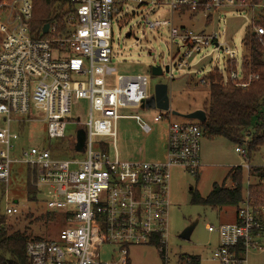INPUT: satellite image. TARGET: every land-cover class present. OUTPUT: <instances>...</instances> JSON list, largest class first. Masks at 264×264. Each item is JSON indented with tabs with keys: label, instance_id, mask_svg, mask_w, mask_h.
<instances>
[{
	"label": "built area",
	"instance_id": "built-area-1",
	"mask_svg": "<svg viewBox=\"0 0 264 264\" xmlns=\"http://www.w3.org/2000/svg\"><path fill=\"white\" fill-rule=\"evenodd\" d=\"M70 3L72 13L67 17L66 34L56 35L57 24L53 23L43 35L48 37L36 38L30 32L32 0H0V214L8 218L18 213L9 187L13 166L23 165L30 169L35 187L44 189L49 213L59 216L63 223L57 240L27 241L29 264H104L99 262V252L105 245L119 255L115 264H126L129 246L151 245L155 237L159 238V251L165 259L169 172L177 167L197 174L203 135L197 122H175L169 112H161L154 122L166 123L165 161L121 160L116 147L117 121L132 119L143 132L151 129L139 116L119 112L140 107L151 92L145 76H118L116 83L105 84V78L115 73L110 66L111 22L125 17L124 8L130 5L148 10L149 15L169 13V19L150 22L146 18L145 22L150 29L164 30L171 42H180L177 51L183 48L184 53L172 67L189 69L187 59L193 53L209 46L222 49V44L215 33L195 34L174 27V14L180 18L186 13L204 14L209 24L211 13L222 8L244 11L256 6L250 0ZM254 35L262 37L264 28L256 27ZM225 52L229 60L224 70L216 69L223 82L247 88L257 77L239 82L235 51ZM166 67L172 80L171 66ZM207 82L206 78L200 80L201 84ZM73 101L87 103L86 121L72 116ZM32 123L45 124L48 141H67L70 155L57 157L46 148L48 144L18 149L16 141ZM68 128L73 132L67 134ZM78 131L85 136L82 152L74 150ZM234 151L249 161L244 147L236 146ZM81 153L83 160L76 157ZM245 169L249 175L248 164ZM256 183L248 184L234 222L217 227L213 259L219 264H246L248 251L259 250L264 242V197L255 203L248 192Z\"/></svg>",
	"mask_w": 264,
	"mask_h": 264
},
{
	"label": "rangeland",
	"instance_id": "rangeland-1",
	"mask_svg": "<svg viewBox=\"0 0 264 264\" xmlns=\"http://www.w3.org/2000/svg\"><path fill=\"white\" fill-rule=\"evenodd\" d=\"M264 8V1L244 11H236L233 8H222L211 13V22L206 24L204 14L192 15L186 13L183 17L174 14L173 25L176 28H186L195 34L210 35L215 33L222 49L213 46L201 49L200 53H193L187 59L189 69L172 67L184 53L180 42H171L164 30L150 29L145 19L155 20L169 19L170 14L157 11L149 15L148 10L130 5L124 8L126 16L111 22L112 38L110 45L112 58L110 66L115 69L111 77L105 78V84L116 83L118 76H145L149 79V90L158 84L168 86L170 109L179 113L186 112L190 108L201 107L208 95V82L201 84L212 69L223 71L229 60L225 50L235 51L236 72L239 73L242 39L246 28L259 19ZM192 22L194 25H192ZM129 33L130 36L126 37ZM160 66L162 75L152 77L150 68ZM171 66V77L164 71V67ZM73 117L80 118L81 122L87 120L88 111L85 101H73ZM258 109L264 110V97L259 102ZM161 113L158 110H142L140 107L126 109L119 112L121 115H137L150 127V132L145 133L139 124L132 119H119L116 127V147L119 157L123 161H141L150 163H162L166 159L164 144L166 140V123L154 122V117ZM175 122H193L173 117ZM1 126V124H0ZM68 128L67 134L73 132ZM67 141H48L45 135L44 123L29 124L26 133L16 141L18 149H26L30 145L60 144L57 157L66 158L68 153ZM111 143V141H109ZM236 146L224 138H202L199 149V171L196 175L188 171L174 167L169 175V211L167 239L165 246V259L161 258L154 245L129 246L127 249V264H219L213 259V252L217 246V227L221 224L233 222L236 208L224 206L212 209L203 205H194L191 202L193 196L206 197L213 185L220 186L232 167L240 166L243 172V194L245 195L248 184H253L255 179L247 174L245 165L264 166V147H261L249 161L235 153ZM74 155V154H72ZM76 156V155H75ZM77 158L83 160L81 153ZM13 166V170H14ZM16 169V168H15ZM16 170H20L17 168ZM23 177L15 180L9 187L12 201L18 213L6 219L5 225L12 231H20L30 238L42 240H57L63 223L53 218L46 208V193L42 187H35L30 179L31 186L35 188L33 200L27 199L24 190ZM227 188L231 187L229 180L225 181ZM243 195V196H244ZM3 208V204H1ZM50 215V216H49ZM195 227L189 239L180 237L182 231L191 223ZM260 249H250L247 253L246 264H264V242ZM112 247L103 246L99 252V262L104 264L118 263L119 255L112 252ZM195 259L188 263L187 259Z\"/></svg>",
	"mask_w": 264,
	"mask_h": 264
},
{
	"label": "trees",
	"instance_id": "trees-1",
	"mask_svg": "<svg viewBox=\"0 0 264 264\" xmlns=\"http://www.w3.org/2000/svg\"><path fill=\"white\" fill-rule=\"evenodd\" d=\"M250 1L253 6H258L264 0ZM32 5L30 32L34 37H48L41 34L42 28L44 25L51 26L53 23L57 24L56 35L66 34L67 17L72 13L70 0H32ZM256 27L264 28V8L259 19L246 28L242 39L239 82H247L252 76L257 78H253L248 87L242 89L231 81L224 83L216 69L210 71L205 77L208 81V95L201 105V109L206 113V120L202 124L197 123L204 138H224L235 146L244 147L249 160L261 147H264V110L258 109L259 102L264 97V35L262 37L254 35ZM229 69L230 67H227V71ZM58 147L62 146L57 143L46 146L53 154L56 150L58 151ZM15 166L14 170L12 169V184L22 176L27 199L32 201L35 188L30 183V169L23 165ZM249 176L257 182L248 188L251 198L256 203L264 197V167H250ZM227 180L231 183L230 188L225 186ZM2 190L3 187L0 185V196ZM243 195V172L240 166H236L229 170L220 186L213 185L206 197L193 196L191 202L194 205H203L212 209L233 206L237 210L243 202ZM50 215L61 222L59 216ZM4 219L6 218L0 214V264H29L25 255V245L31 239L40 238H30L20 231H12L6 227ZM151 245L157 248L163 259V253L158 247L159 238L155 237ZM194 261L195 259L191 257L187 259L188 263Z\"/></svg>",
	"mask_w": 264,
	"mask_h": 264
},
{
	"label": "water",
	"instance_id": "water-1",
	"mask_svg": "<svg viewBox=\"0 0 264 264\" xmlns=\"http://www.w3.org/2000/svg\"><path fill=\"white\" fill-rule=\"evenodd\" d=\"M49 25H44L42 28V35H46L48 33ZM130 34L127 33L126 37H129ZM164 71L168 73V67H164ZM150 73L152 77H159L162 75V68L160 66H152L150 68ZM142 110H158L160 112H169L173 117L187 120V121H195L199 124H202L206 120V113L202 109H196L190 113L182 114L178 111L170 109L169 104V96H168V86L166 84L158 83L153 87V90L148 99H146L142 105L140 106ZM84 141L85 136L83 131L77 132L76 137V145L74 150L76 152H82L84 149ZM195 223H191L188 227H186L180 237L183 239H189L194 227Z\"/></svg>",
	"mask_w": 264,
	"mask_h": 264
},
{
	"label": "crops",
	"instance_id": "crops-1",
	"mask_svg": "<svg viewBox=\"0 0 264 264\" xmlns=\"http://www.w3.org/2000/svg\"><path fill=\"white\" fill-rule=\"evenodd\" d=\"M202 107V106H201ZM201 107L199 108V107H196V108H190L189 110H187L186 112H183L182 114H187V113H190V112H192V111H194V110H196V109H201ZM234 220H235V217H234ZM234 220H233V222H234Z\"/></svg>",
	"mask_w": 264,
	"mask_h": 264
}]
</instances>
